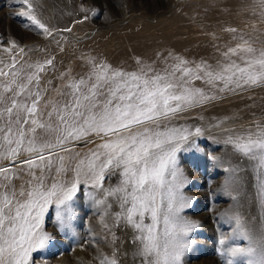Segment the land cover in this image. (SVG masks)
Returning <instances> with one entry per match:
<instances>
[{"label": "snow or ice", "instance_id": "6c2138e0", "mask_svg": "<svg viewBox=\"0 0 264 264\" xmlns=\"http://www.w3.org/2000/svg\"><path fill=\"white\" fill-rule=\"evenodd\" d=\"M17 3L27 6L19 15L52 34L29 0ZM259 6L264 14V0ZM238 39L220 52L215 65L170 53L161 68L137 59L138 67L128 71L85 57L88 71L55 88L57 99H45L49 89L41 86V73L52 59L21 63L12 55L9 63L0 61V264H34L33 253L47 250L54 239L45 231L50 211L66 238L77 237L82 186L99 225V231L89 229L88 242L96 249L92 264H125L128 250L115 231L120 228L130 230L138 264H182L198 225L182 214L192 198L183 191L189 181L178 154L199 150L193 137L206 129L173 121L224 94L264 87V48L253 47L242 35ZM10 43L5 52L18 48ZM213 120L208 128L221 133L217 142L249 162L264 204V118L239 131L230 123L235 117ZM81 142L87 151L77 150ZM212 159L228 173L223 190L237 200L242 169ZM229 219L235 225L231 239L247 246L222 237L218 251L226 264H264V220L253 232L239 212Z\"/></svg>", "mask_w": 264, "mask_h": 264}, {"label": "rangeland", "instance_id": "374dc122", "mask_svg": "<svg viewBox=\"0 0 264 264\" xmlns=\"http://www.w3.org/2000/svg\"><path fill=\"white\" fill-rule=\"evenodd\" d=\"M29 3L37 19L52 34H43L19 15L27 11L26 5L17 0H0V61L9 63L12 55L21 63L52 59L53 65L41 73V86L49 89L45 99L59 98L55 88H62L68 77L79 78L88 71L85 57L133 71L138 67L137 59L161 68L170 53L215 65L222 59L220 52L239 43L241 35L253 47L264 48V14L259 0H29ZM65 28L71 31H63ZM11 41L18 48L5 52V48H11ZM19 48L24 52H19ZM65 73L68 75L64 80L60 79ZM196 84L202 86L200 81ZM224 116L235 117L230 123L238 131L241 126L250 127L253 120L264 118V87L224 94L213 105L194 109L173 121L206 129L203 136L193 137L199 150L178 154L179 167L189 181L183 191L192 198L191 206L182 214L198 225L189 236L192 243L182 257V264H226V258L218 251L222 237L228 238L229 243L247 246L246 241L231 239L235 226L229 219L232 213L239 212L253 232L264 220V204L260 203L249 162L217 142L221 133L208 128L214 117ZM81 149L87 151L83 142L77 145V150ZM212 157L230 161L231 166L242 169L240 190L234 193L237 200L223 190L228 173ZM116 179L113 177L112 183ZM84 191L82 186L77 194V237L66 238L55 224L54 212L50 211L45 231L54 239L47 250L33 253L34 264H92L96 249L88 242L89 229L99 231V225ZM115 231L124 241L123 248L128 250L125 264H138L130 250V230Z\"/></svg>", "mask_w": 264, "mask_h": 264}]
</instances>
